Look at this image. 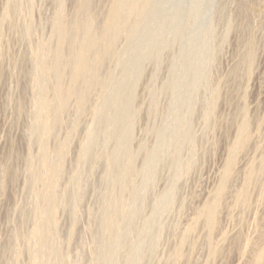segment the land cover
I'll use <instances>...</instances> for the list:
<instances>
[{
	"label": "rangeland",
	"instance_id": "rangeland-1",
	"mask_svg": "<svg viewBox=\"0 0 264 264\" xmlns=\"http://www.w3.org/2000/svg\"><path fill=\"white\" fill-rule=\"evenodd\" d=\"M261 251L264 0H0V264Z\"/></svg>",
	"mask_w": 264,
	"mask_h": 264
},
{
	"label": "bare ground",
	"instance_id": "bare-ground-1",
	"mask_svg": "<svg viewBox=\"0 0 264 264\" xmlns=\"http://www.w3.org/2000/svg\"><path fill=\"white\" fill-rule=\"evenodd\" d=\"M236 177V176H235ZM230 179V178H229ZM232 180H233V178H232ZM231 181V180H230ZM230 196V195H229ZM238 208V207H237ZM218 213V212H217ZM222 213V212H221ZM222 215V214H221ZM218 216V215H217ZM220 217V216H219ZM214 225V224H213ZM212 225V226H213ZM217 232V231H216ZM233 244V243H232ZM236 244V243H235ZM252 244V243H251ZM221 248V247H220ZM262 253H261V255H260V253H259V255H260V259L261 260H263L264 261V251H261ZM259 258V257H258ZM260 261V260H259ZM194 262V261H193Z\"/></svg>",
	"mask_w": 264,
	"mask_h": 264
}]
</instances>
